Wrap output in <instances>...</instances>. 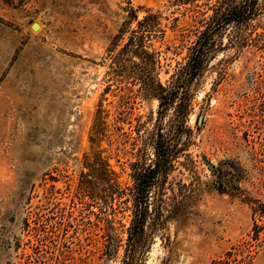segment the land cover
Segmentation results:
<instances>
[{"label":"rangeland","instance_id":"374dc122","mask_svg":"<svg viewBox=\"0 0 264 264\" xmlns=\"http://www.w3.org/2000/svg\"><path fill=\"white\" fill-rule=\"evenodd\" d=\"M216 2L197 4L211 17ZM190 7L174 0H0V264H122L124 249L116 255L106 244L108 236L127 238L130 213L110 223L76 198L99 105L111 124L120 111L123 93L115 86L107 90L106 52L129 8L143 9L140 17L146 9L174 12L179 28L168 31L166 45L178 46L180 34L191 30L187 40L195 41L201 25L191 21ZM260 12L241 29L240 38L250 39L243 48L234 44L231 28L218 38L188 98L191 132L176 128L183 121L178 106L165 117L164 128L173 126L184 151L164 187L168 206L144 264H212L251 241L249 199L264 200ZM186 55L182 49L163 56V83ZM137 91L126 133L139 124L149 130L158 124L159 101ZM137 153L125 140L109 153L125 184H131L128 165ZM235 253L242 264H264L263 247Z\"/></svg>","mask_w":264,"mask_h":264},{"label":"trees","instance_id":"16d2710c","mask_svg":"<svg viewBox=\"0 0 264 264\" xmlns=\"http://www.w3.org/2000/svg\"><path fill=\"white\" fill-rule=\"evenodd\" d=\"M199 1L174 0L176 6H191L186 8L187 12H192L191 21L203 28L195 30V41L189 43L187 40L194 33L191 30L180 34L178 46L166 45L168 31L177 32L179 28L175 13L165 15L161 11L146 9L140 17L143 9L129 8L106 52L107 75L111 83L107 90L115 86L123 93L119 101L120 111L111 124L109 112L104 110L102 103L99 105L91 128L90 151L84 154L87 172L81 174L76 198L84 206L97 208L110 223H114L119 214L130 213L129 227L123 226L127 238L108 236L106 244V248L116 255L120 248L124 249L122 264L145 263L154 235L162 225L163 209L168 206L164 187L184 150L180 146L181 136L173 126L170 125L168 130L164 128L165 117L178 106L177 116L183 121L176 128L191 132L186 125L191 112L188 98L192 95L193 84L203 77L209 60L216 53L218 38L231 28L235 30L234 44L243 48L250 39L240 38L242 27L251 26L256 13L264 11V8L258 9L260 0H217L212 8L213 15L207 17L206 12L200 10ZM182 49H187L186 57L182 63H177L170 79L163 83V56ZM136 87L138 95L159 101L158 124L152 130L139 124L136 130L126 133L124 125H132L127 122V112ZM124 140L138 149L136 160L128 165L131 184L121 180L122 176L112 166L109 154L114 145ZM103 143L109 148H103ZM249 203L255 220L251 241L227 253V260L219 258L212 264H229L232 258H235V264H242L235 257L238 255L235 251L252 253L264 248V200L249 199ZM256 217L260 218L262 225L257 223ZM253 259L250 257L249 261Z\"/></svg>","mask_w":264,"mask_h":264},{"label":"water","instance_id":"95a60500","mask_svg":"<svg viewBox=\"0 0 264 264\" xmlns=\"http://www.w3.org/2000/svg\"><path fill=\"white\" fill-rule=\"evenodd\" d=\"M213 169V167H211Z\"/></svg>","mask_w":264,"mask_h":264}]
</instances>
